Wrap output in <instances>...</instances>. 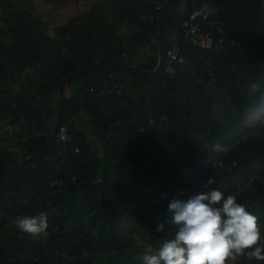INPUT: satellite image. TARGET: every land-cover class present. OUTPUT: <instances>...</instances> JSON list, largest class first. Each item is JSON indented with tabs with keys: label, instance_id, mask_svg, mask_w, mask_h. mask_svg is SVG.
<instances>
[{
	"label": "trees",
	"instance_id": "16d2710c",
	"mask_svg": "<svg viewBox=\"0 0 264 264\" xmlns=\"http://www.w3.org/2000/svg\"><path fill=\"white\" fill-rule=\"evenodd\" d=\"M173 1L110 0L116 19L93 9L51 25L50 38V23L0 0V119L16 127L12 140L0 133V151L16 158L0 153V212L48 217L43 242L0 216V264H142V253L173 238L170 201L214 189L236 196L264 235V121L253 128L245 122L249 110L264 105V3L226 2L235 3L219 18L242 45L225 54L195 45L182 27L205 0H177L162 21ZM250 3L262 7L253 19ZM125 22L131 28L123 35ZM171 32L180 38L184 61L166 75ZM137 43L148 46V57L134 60ZM235 60L241 73L232 68ZM109 76L130 78L127 89L97 95ZM253 83L260 90L250 94ZM149 109L169 119L167 135L148 125ZM64 121L79 152L57 139L51 145L53 127ZM125 220L137 225L142 242L121 232ZM238 258L234 264L249 261Z\"/></svg>",
	"mask_w": 264,
	"mask_h": 264
},
{
	"label": "clouds",
	"instance_id": "9594fccd",
	"mask_svg": "<svg viewBox=\"0 0 264 264\" xmlns=\"http://www.w3.org/2000/svg\"><path fill=\"white\" fill-rule=\"evenodd\" d=\"M46 34L54 38L51 25ZM259 90L260 85L253 83L250 94ZM213 150L219 152L221 146L214 144ZM212 182L210 178L208 183ZM168 210L175 225L173 238L164 240L155 251L142 253V264H230L245 255L249 260L264 261V235L258 218L236 196L214 189L186 201L174 198ZM15 224L35 239L48 229V217L43 212L20 216ZM163 228L160 223L156 230Z\"/></svg>",
	"mask_w": 264,
	"mask_h": 264
},
{
	"label": "built area",
	"instance_id": "2783aa9c",
	"mask_svg": "<svg viewBox=\"0 0 264 264\" xmlns=\"http://www.w3.org/2000/svg\"><path fill=\"white\" fill-rule=\"evenodd\" d=\"M264 3V0H262ZM235 2L223 3L215 5L208 0H205L201 5L193 6L188 16L183 20L182 27L185 35L188 36L192 43L202 48L213 47L222 53H230L234 51L237 53L238 47L242 45L241 37L231 35L227 22L219 15L227 8L234 5ZM170 45L165 55V74L170 75L175 72L176 64L184 61L181 55V41L177 34L170 33ZM143 43H137L136 53L141 56L145 50ZM232 68L237 73H241L242 64L235 60L232 63ZM28 70V69H27ZM208 83L212 84L215 81L214 65L209 64L207 68ZM130 78L124 81L115 80L113 76L105 79V85L97 92V95L109 97L111 94H121L127 87ZM94 91V89H91ZM149 126L154 127L159 133L167 135L170 132V121L166 116H156L151 109L146 114ZM69 121H64L58 125L56 139L64 146L65 150L79 152L80 148L73 144L72 137L69 132ZM15 125L8 120L0 122V133L5 131H13ZM247 264H252L249 260Z\"/></svg>",
	"mask_w": 264,
	"mask_h": 264
},
{
	"label": "rangeland",
	"instance_id": "374dc122",
	"mask_svg": "<svg viewBox=\"0 0 264 264\" xmlns=\"http://www.w3.org/2000/svg\"><path fill=\"white\" fill-rule=\"evenodd\" d=\"M110 0H66L62 3H55L53 0H10V3L12 5V8L21 11V12H29L33 14V16L44 20L52 26H60L62 24H65L69 22V20L74 16H86V14L90 13L93 9H99L102 12H105L108 16L116 19L118 17L119 11L117 10H109V7L107 4ZM248 17L249 19H253L258 12L262 10V7L258 8L256 5L250 3L248 5ZM4 8L0 4V27L3 26V12ZM130 25L126 22L121 24L120 28V34H127L130 31ZM229 30H233L232 27H229ZM148 46L145 47V50L143 51V54L141 56L137 55L134 56V60L137 58H145L149 56V51L147 50ZM57 120L56 118V112L53 117V122L55 123ZM3 121L0 119V122ZM264 121V105L262 107H259L257 109L249 110L246 113L245 116V122L248 126H251V128L256 127L259 123ZM87 132L93 137L94 133L90 129L89 126L86 127ZM6 139L8 140L11 136L12 131H5ZM11 139V138H10ZM9 139V140H10ZM12 140V139H11ZM13 141L16 143V141L13 139ZM95 147L96 142H95ZM19 150V149H17ZM102 153V152H101ZM0 216H5L8 219V225L9 227L12 226L15 218H12L2 212H0ZM136 224H133L130 221H122L119 224V228L121 229V232L131 235L137 240L138 242H142V238L140 235H138V232L136 231ZM262 230V228H261ZM46 235H43L40 237V240L45 242ZM155 251L151 249V252ZM240 258V257H239ZM238 258V259H239ZM235 262V261H234ZM234 262H230V264H234Z\"/></svg>",
	"mask_w": 264,
	"mask_h": 264
},
{
	"label": "water",
	"instance_id": "95a60500",
	"mask_svg": "<svg viewBox=\"0 0 264 264\" xmlns=\"http://www.w3.org/2000/svg\"><path fill=\"white\" fill-rule=\"evenodd\" d=\"M220 3H226L228 0H216ZM177 0H174L173 3L171 4L169 10L163 15V18H162V21H164L165 19V16L166 14L171 11L175 4H176ZM163 30V25L160 27V32H162ZM159 68L155 69L154 71H152L151 73H155L158 71ZM60 118V111H59V114H58V119ZM58 123L55 124V126L53 127V130H52V138H51V145L54 143V141L56 140V134H57V129H58ZM49 151V149H47L44 153H47ZM0 153H2L3 155L5 156H8L10 159H16L15 157L11 156V155H8L5 151H0Z\"/></svg>",
	"mask_w": 264,
	"mask_h": 264
},
{
	"label": "crops",
	"instance_id": "0c3cea01",
	"mask_svg": "<svg viewBox=\"0 0 264 264\" xmlns=\"http://www.w3.org/2000/svg\"><path fill=\"white\" fill-rule=\"evenodd\" d=\"M71 93L70 91L66 92V96H69ZM81 116H85L84 113L81 114ZM58 117V111H56V118Z\"/></svg>",
	"mask_w": 264,
	"mask_h": 264
}]
</instances>
